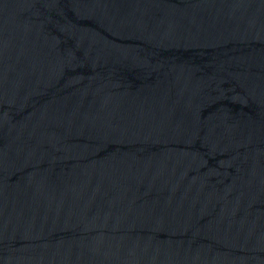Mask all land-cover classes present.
Returning <instances> with one entry per match:
<instances>
[{
    "label": "water",
    "instance_id": "95a60500",
    "mask_svg": "<svg viewBox=\"0 0 264 264\" xmlns=\"http://www.w3.org/2000/svg\"><path fill=\"white\" fill-rule=\"evenodd\" d=\"M0 264H264V0H0Z\"/></svg>",
    "mask_w": 264,
    "mask_h": 264
}]
</instances>
